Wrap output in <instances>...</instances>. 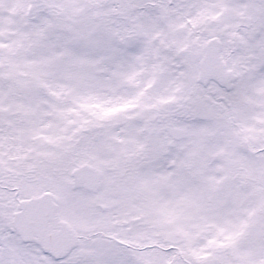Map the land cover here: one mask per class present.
I'll use <instances>...</instances> for the list:
<instances>
[{"label": "flooded vegetation", "instance_id": "af4514ba", "mask_svg": "<svg viewBox=\"0 0 264 264\" xmlns=\"http://www.w3.org/2000/svg\"><path fill=\"white\" fill-rule=\"evenodd\" d=\"M16 1L15 17L22 2L35 5L21 18V28L30 19L40 25L30 45L20 38L23 56L45 57L60 46L65 60L63 84L51 90L50 77L40 74L36 81V76L19 74V66L9 73L6 62L0 61L2 255L8 256L12 239L19 256L27 248L44 264H134V244L130 242L126 252L117 245L126 238L117 221L133 204L147 196L188 200L199 188L209 190L213 147L221 128L236 129L235 114L247 105L243 98L250 94L252 76L264 68V0ZM188 19L197 22L196 29L188 30ZM181 33L185 41L217 38L220 60L234 75L231 90L220 86L211 72L205 85L192 79L178 92L173 81L161 78L174 59L164 52L179 43ZM137 46L135 54L129 51ZM215 62L206 65L212 68ZM40 63L24 67L39 74ZM128 76L140 85L156 79V95L173 99L155 107L149 99L132 119L110 129L92 115L96 109L80 107L127 98L133 89ZM200 100L212 112L210 121L194 116ZM117 133L123 142L115 138ZM256 135L264 138V131ZM222 164L234 169L229 160ZM172 168L174 174L167 176ZM228 171L222 175L229 187L231 178L246 174ZM44 192L51 195L43 197ZM31 199L75 230L77 244L64 258L55 259L33 242H23L13 229L20 201Z\"/></svg>", "mask_w": 264, "mask_h": 264}, {"label": "snow or ice", "instance_id": "6c2138e0", "mask_svg": "<svg viewBox=\"0 0 264 264\" xmlns=\"http://www.w3.org/2000/svg\"><path fill=\"white\" fill-rule=\"evenodd\" d=\"M26 6L30 12L35 7L31 3ZM185 24L190 25L189 31L197 28V22L192 19ZM152 39L162 43L158 36ZM177 39L179 43L164 52L174 59L162 70L161 78L173 81L174 90L178 92L185 81L199 78L198 69L205 61L215 58L219 42L211 36H194L185 41L182 33ZM138 47L129 51L135 54ZM126 82L133 84L127 98L116 102L83 103L80 107L96 109L92 115L106 121L110 129L122 120L132 119L135 110L149 99L153 100L152 107L167 105L173 99L170 95H156V79H146L140 85L128 76ZM258 123L264 125V120ZM243 131L251 149L250 154L245 155L260 177L258 194L246 205L239 206L226 191L227 177L219 175L208 178L212 195L203 202L152 196L139 200L125 213V218L117 221L126 232V238L119 239L117 245L121 252H126L129 243L134 244V264H264V138L256 135L257 128ZM115 138L123 142L118 133ZM173 174L174 168L167 176ZM50 195V192L42 193L43 197Z\"/></svg>", "mask_w": 264, "mask_h": 264}, {"label": "rangeland", "instance_id": "374dc122", "mask_svg": "<svg viewBox=\"0 0 264 264\" xmlns=\"http://www.w3.org/2000/svg\"><path fill=\"white\" fill-rule=\"evenodd\" d=\"M4 1L0 0V61H2L3 65L6 62V66L8 67L6 70L11 73L15 67L19 66L22 68V70H18L19 74L32 79L36 76V81L41 76L40 74L50 77V84L52 83L50 90L52 87L62 86L63 78L61 77L64 75L63 61L65 60L64 48L58 46V50L53 49L45 57L42 55L30 57L29 59L24 57L22 54L23 47L21 46L22 40L20 41V38L24 40L26 46L30 45L34 40L33 37L37 36L40 25H34L30 19L22 26V29L20 20L22 17H27L26 13L29 12L25 2H22L20 7L17 8L16 12L18 15L15 17L14 10L18 2L16 0H10L7 3L8 0H6V3H4ZM40 17L43 19L42 16ZM9 22H12V24L10 23L8 25ZM12 32L13 34L11 35L10 33ZM25 60L31 62L28 63L29 65H35L36 60L37 62L40 60L43 61V63H40L41 65H36L38 66L39 74L35 73V68L30 67V70H27L24 67V65H28L25 63ZM252 78L249 83L250 94L246 98H243L247 101V105L240 114H235L234 125L236 129H229L228 131L221 128L220 137L213 147V156H215L213 176H219L223 174L222 172L228 171L222 164L226 160H229L234 165V169L231 168L229 171L246 172L245 176L239 175L235 178L236 180L231 178L230 187L228 183L226 186V191L236 199L239 206H244L249 203L258 194L257 188L260 187L258 183L260 180L259 174L250 165L248 156L245 155V153L250 154L251 149L249 146L250 143H243L247 141L244 138L245 133L243 130L254 127L262 132L264 131V125L258 123L260 120H264V68L256 71ZM204 127L205 125H200V129ZM242 165L245 168H242ZM235 167H238L239 170ZM201 190L199 188L198 191H194L188 200L199 203L207 200L212 195L210 188L209 190ZM1 230L0 225V264H44L38 259L37 254H32V251L27 248H24L23 251L21 250L22 254L19 256L16 253L19 246L10 238H8L10 239L8 243L10 248L7 250L9 254L7 257H3L1 251L4 245L2 244Z\"/></svg>", "mask_w": 264, "mask_h": 264}, {"label": "water", "instance_id": "95a60500", "mask_svg": "<svg viewBox=\"0 0 264 264\" xmlns=\"http://www.w3.org/2000/svg\"><path fill=\"white\" fill-rule=\"evenodd\" d=\"M215 59L216 62L212 68L206 65V61L199 68V82L205 85L212 78L210 74H213V79L217 80L220 86L226 90H231L234 75L230 70H225L218 53ZM194 116L199 120L210 121L212 112L208 105L200 100L194 106ZM73 178L75 181L76 173H73ZM20 208L22 212L14 214L12 223L16 233L24 242H34L44 253H48L56 259L63 258L76 246L77 234L73 228L59 220L57 213L56 217L53 218L50 209L43 210L45 207L42 206L41 202L32 199L21 205Z\"/></svg>", "mask_w": 264, "mask_h": 264}]
</instances>
